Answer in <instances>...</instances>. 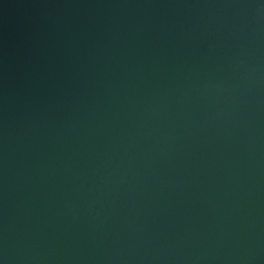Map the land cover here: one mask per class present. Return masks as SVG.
<instances>
[{
	"label": "water",
	"instance_id": "obj_1",
	"mask_svg": "<svg viewBox=\"0 0 264 264\" xmlns=\"http://www.w3.org/2000/svg\"><path fill=\"white\" fill-rule=\"evenodd\" d=\"M0 264H264V0H0Z\"/></svg>",
	"mask_w": 264,
	"mask_h": 264
}]
</instances>
